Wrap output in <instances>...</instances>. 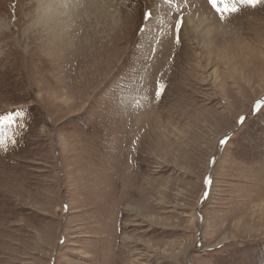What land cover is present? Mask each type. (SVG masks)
Returning a JSON list of instances; mask_svg holds the SVG:
<instances>
[{
    "label": "rangeland",
    "instance_id": "rangeland-1",
    "mask_svg": "<svg viewBox=\"0 0 264 264\" xmlns=\"http://www.w3.org/2000/svg\"><path fill=\"white\" fill-rule=\"evenodd\" d=\"M0 264H264V0H0Z\"/></svg>",
    "mask_w": 264,
    "mask_h": 264
},
{
    "label": "snow or ice",
    "instance_id": "snow-or-ice-1",
    "mask_svg": "<svg viewBox=\"0 0 264 264\" xmlns=\"http://www.w3.org/2000/svg\"><path fill=\"white\" fill-rule=\"evenodd\" d=\"M246 2L252 3V2H254V0H246ZM215 3H216V0H213V4H214V6H215ZM220 10H221V9H218V11H220ZM224 10H227V9L225 8ZM232 10L235 11L234 8H233ZM3 120H4L5 122H10V121L12 120V117L9 115V116L3 117ZM210 182H211V181H209V183H210Z\"/></svg>",
    "mask_w": 264,
    "mask_h": 264
},
{
    "label": "bare ground",
    "instance_id": "bare-ground-1",
    "mask_svg": "<svg viewBox=\"0 0 264 264\" xmlns=\"http://www.w3.org/2000/svg\"><path fill=\"white\" fill-rule=\"evenodd\" d=\"M51 9V8H50ZM50 9H49V11H50Z\"/></svg>",
    "mask_w": 264,
    "mask_h": 264
}]
</instances>
